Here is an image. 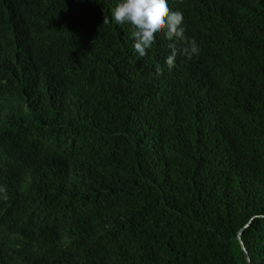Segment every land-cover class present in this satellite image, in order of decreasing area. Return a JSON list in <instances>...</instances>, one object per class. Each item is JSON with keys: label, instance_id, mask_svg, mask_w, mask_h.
<instances>
[{"label": "trees", "instance_id": "16d2710c", "mask_svg": "<svg viewBox=\"0 0 264 264\" xmlns=\"http://www.w3.org/2000/svg\"><path fill=\"white\" fill-rule=\"evenodd\" d=\"M118 3L0 0V264H264V0H169L172 69Z\"/></svg>", "mask_w": 264, "mask_h": 264}, {"label": "clouds", "instance_id": "9594fccd", "mask_svg": "<svg viewBox=\"0 0 264 264\" xmlns=\"http://www.w3.org/2000/svg\"><path fill=\"white\" fill-rule=\"evenodd\" d=\"M112 22L130 26L133 50L143 59L157 44L159 38L169 41V54L164 64L175 67L178 55L192 59L200 54V45L195 38L186 36L184 13L169 7V0H119L112 11ZM163 72L160 64L155 66V75ZM7 189L0 185V200H8Z\"/></svg>", "mask_w": 264, "mask_h": 264}, {"label": "water", "instance_id": "95a60500", "mask_svg": "<svg viewBox=\"0 0 264 264\" xmlns=\"http://www.w3.org/2000/svg\"><path fill=\"white\" fill-rule=\"evenodd\" d=\"M249 226H250V224H248L244 229L248 228ZM244 229L239 232V241H240V243H241V245L243 247V250L245 251V253H247V250L245 248V245H244V243L242 241V233H243ZM248 261L250 262V259L249 258H248Z\"/></svg>", "mask_w": 264, "mask_h": 264}]
</instances>
